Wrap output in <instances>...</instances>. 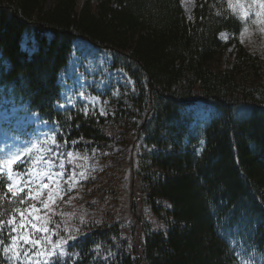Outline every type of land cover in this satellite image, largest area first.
Wrapping results in <instances>:
<instances>
[{
	"label": "trees",
	"instance_id": "obj_1",
	"mask_svg": "<svg viewBox=\"0 0 264 264\" xmlns=\"http://www.w3.org/2000/svg\"><path fill=\"white\" fill-rule=\"evenodd\" d=\"M191 1L187 16L183 0H0V114L100 162L134 138L141 202L164 227L143 224L138 251L118 223L89 228L59 264H264V44L244 45L229 0ZM77 41L132 81L110 116L58 107Z\"/></svg>",
	"mask_w": 264,
	"mask_h": 264
},
{
	"label": "rangeland",
	"instance_id": "obj_2",
	"mask_svg": "<svg viewBox=\"0 0 264 264\" xmlns=\"http://www.w3.org/2000/svg\"><path fill=\"white\" fill-rule=\"evenodd\" d=\"M231 4V12L244 22L247 29L242 36L244 45L249 49L259 50L261 47L258 46L264 44V31L261 30L264 25L252 24L253 20L259 19L255 15L259 9L253 4V0H231ZM183 7L188 16L192 1L183 0ZM110 64L109 53L98 50L84 41L75 42L71 61L60 79L64 90L63 104L66 105L63 110L87 107V111L100 117L112 115L115 101L121 96V90L131 88L132 84L120 71L111 70ZM81 85L85 93L83 98L79 93ZM66 96L71 97V103ZM101 108L107 115H100ZM196 114L199 122L208 116L204 110L196 111ZM0 120V155L24 149L29 142L36 145L34 151L42 150V144L36 142H43L45 134L50 133L45 125L34 124L31 118H23L17 111L4 110ZM119 141L114 143L111 155L107 154L102 162L93 160V154L81 155L73 152V162L84 164L85 168L89 169V179L82 181L81 185L69 194L78 198L73 199L69 205L62 206L63 211L69 214L64 219L69 226L81 228L78 238L87 233L89 228L118 223L122 238L133 250L138 251L140 228L143 224H149L152 230H162L164 227L142 204L138 181L133 178V172L137 169V142L131 137ZM80 217L85 219L84 225L79 224ZM56 219L59 220L60 217ZM72 242L69 241L68 246ZM68 246L65 249L66 253ZM66 257L67 254L59 260Z\"/></svg>",
	"mask_w": 264,
	"mask_h": 264
},
{
	"label": "snow or ice",
	"instance_id": "obj_3",
	"mask_svg": "<svg viewBox=\"0 0 264 264\" xmlns=\"http://www.w3.org/2000/svg\"><path fill=\"white\" fill-rule=\"evenodd\" d=\"M253 4L259 9L255 13L259 19L252 24L264 25V0H253ZM229 7H232L231 0ZM82 89L83 85L79 90L81 98L85 95ZM66 99L71 103V97ZM58 107L63 109L66 105L58 104ZM84 114H88L87 107ZM100 115H107L103 108ZM82 139L73 140L72 144ZM36 143L42 144V150L34 151L36 145L29 142L24 149L0 155V193L6 203L13 205L10 212L0 213V264H59L60 257L67 254L69 241L81 234L80 227H71L65 222L69 214L62 206L78 198L69 194L89 179V169L73 162V149L68 148L67 139L63 144L57 141L55 129L45 134L43 142ZM65 148L68 150L64 151ZM79 224H85L83 217L79 218Z\"/></svg>",
	"mask_w": 264,
	"mask_h": 264
}]
</instances>
